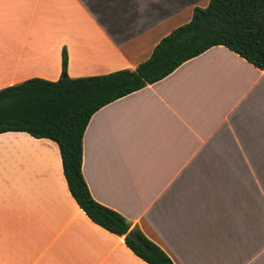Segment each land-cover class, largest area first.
Wrapping results in <instances>:
<instances>
[{
    "label": "crops",
    "instance_id": "0c3cea01",
    "mask_svg": "<svg viewBox=\"0 0 264 264\" xmlns=\"http://www.w3.org/2000/svg\"><path fill=\"white\" fill-rule=\"evenodd\" d=\"M209 0H0V90L134 70ZM91 197L173 264H264V70L223 46L98 111ZM0 264H146L71 197L58 146L0 134Z\"/></svg>",
    "mask_w": 264,
    "mask_h": 264
},
{
    "label": "trees",
    "instance_id": "16d2710c",
    "mask_svg": "<svg viewBox=\"0 0 264 264\" xmlns=\"http://www.w3.org/2000/svg\"><path fill=\"white\" fill-rule=\"evenodd\" d=\"M216 46L264 70V0H209L206 7H195L191 20L162 38L150 57L134 70L73 79L67 75L63 50L57 81L33 78L0 90V134L23 132L56 143L68 191L88 219L122 237L128 249L146 264H173L124 217L91 197L82 176V137L96 111L164 79ZM130 232L140 243L130 238Z\"/></svg>",
    "mask_w": 264,
    "mask_h": 264
},
{
    "label": "water",
    "instance_id": "95a60500",
    "mask_svg": "<svg viewBox=\"0 0 264 264\" xmlns=\"http://www.w3.org/2000/svg\"><path fill=\"white\" fill-rule=\"evenodd\" d=\"M129 236L131 239H133L135 242L140 243L139 238L132 232L129 233Z\"/></svg>",
    "mask_w": 264,
    "mask_h": 264
}]
</instances>
